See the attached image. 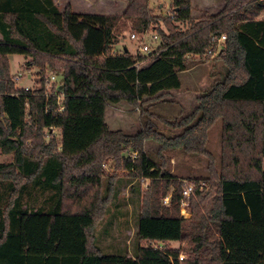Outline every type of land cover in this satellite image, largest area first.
<instances>
[{
    "label": "trees",
    "instance_id": "16d2710c",
    "mask_svg": "<svg viewBox=\"0 0 264 264\" xmlns=\"http://www.w3.org/2000/svg\"><path fill=\"white\" fill-rule=\"evenodd\" d=\"M123 1L116 16L60 10L53 0H0V155L10 156L0 161V264H264V0H223L197 18L192 0H171V17L154 15L148 0ZM159 21L166 31L157 30L159 53L148 63L114 52L128 23L140 33ZM216 50L223 73L190 114L169 120L148 111L180 89L178 72ZM10 55L37 70L38 86H15ZM46 67L61 76V111L47 95ZM120 102L143 118L135 134L105 122L106 105ZM153 117L179 133L155 130ZM219 120L217 162L208 142ZM52 127L59 139L46 137ZM146 141L159 153L146 151ZM162 151L206 160L204 177H187L190 218L180 214L184 182ZM132 182L142 200L131 256L104 253L95 228ZM171 242L187 245L157 246ZM181 251L188 257L179 260Z\"/></svg>",
    "mask_w": 264,
    "mask_h": 264
},
{
    "label": "rangeland",
    "instance_id": "374dc122",
    "mask_svg": "<svg viewBox=\"0 0 264 264\" xmlns=\"http://www.w3.org/2000/svg\"><path fill=\"white\" fill-rule=\"evenodd\" d=\"M58 7L63 10L66 6H70L72 10L79 13L89 14H108L121 16L127 4L123 0H57ZM209 3L203 6L202 0H194L193 11L195 16L203 13L206 9L208 12L218 11L223 6V0H208ZM161 3L162 7L159 8L158 4ZM149 8L152 13L158 17H171L173 15V7L171 0H148ZM200 7H205L200 10ZM205 13V12H204ZM200 16V15H199ZM198 16V17H199ZM196 18V17H195ZM259 18L264 19V11ZM180 29H185L184 24H178ZM158 29L166 31L164 24L159 21L157 25H151L146 31V42L151 47H156V43H160V36ZM132 33L139 34L138 31L132 29L131 23L127 24V28L122 32L119 37V42L114 47V52H121L127 49L131 54L145 56V61L140 65H144L150 61L148 53L140 54L137 49L139 43L136 40L130 39ZM157 34L158 39L156 43L150 41V35ZM1 38V37H0ZM218 52L211 56L208 61H193L190 62L187 69L178 72L180 81V89L169 92L166 100L149 105L148 111L153 115L160 116L169 120L179 119L185 115L190 114L197 105V97L201 92L208 89L215 79H218L223 73V65L217 59ZM25 61L21 55H10L9 65L10 73L16 77L20 75L19 81L15 82L17 88L28 87L33 89L38 86V76L36 69L25 70ZM46 76L50 74L55 75L57 82L54 87L61 80L59 74L54 73L51 68L46 67L44 71ZM155 125V130L167 136H174L179 131L172 130L166 127L160 120L152 118ZM105 122L111 130H121L125 134H135L143 126V118L138 109L132 108L125 102L117 104L108 103L105 107ZM220 129L221 121H217L210 129L208 149L215 156L216 161L219 162L220 158ZM56 139H59V130L54 132ZM144 148L151 154H158L160 145L153 141H146ZM165 158V164L170 171L178 176L184 183H192V180L187 179L188 176L202 178L206 174V160L203 157L196 156L190 157L179 153L177 151L160 152ZM10 156L0 155V161H6ZM103 168L108 173L113 170L110 169L109 164L103 165ZM133 183V184H132ZM122 183L119 194L113 200L110 211L104 218L97 224L95 228V235L98 246L107 254H127L131 256L133 234L136 228L137 213L141 206L142 194H137L132 191L134 182ZM148 182L146 181L142 186V190L146 189ZM170 194V193H169ZM168 194V195H169ZM169 199V196H167ZM182 202L185 204L182 205ZM180 214L185 218H190V197L181 198ZM186 243L171 242L166 245L157 244L158 247L163 248H180L183 250ZM183 259L188 257L184 251L180 252L179 257ZM180 260V259H179ZM138 264H149L148 262H141Z\"/></svg>",
    "mask_w": 264,
    "mask_h": 264
},
{
    "label": "built area",
    "instance_id": "2783aa9c",
    "mask_svg": "<svg viewBox=\"0 0 264 264\" xmlns=\"http://www.w3.org/2000/svg\"><path fill=\"white\" fill-rule=\"evenodd\" d=\"M146 35H147V31H144V32H140L139 34H136V33H132L130 35V39L132 40H136L138 43H139V46H138V49L137 51L140 53V54H146L148 53V58L150 57H153L155 55H157L159 52L157 51V48H158V45L159 43H156L157 42V39H158V35L157 34H152L150 35V41L153 43H156V47H151V45H149L146 41ZM225 37L222 36L220 38V40H224ZM212 49L209 50V52H211ZM218 50H216L215 52L212 53V55H214ZM152 54V55H151ZM143 62V61H142ZM142 62H138L137 65H140ZM57 77L53 74H50L49 76H47V79H46V91H47V95L49 94H54V96H56V99H57V102H58V109L57 111H61L63 109L62 105H61V100H62V87L60 85V81L58 82V84L54 87V84L55 82H57ZM20 79V75H17L16 77H14V81H19ZM23 89L25 91H28V90H31V88H28V87H23ZM55 130H59L57 128H50L46 134V137H48V135H51V136H55L54 132ZM56 137V136H55ZM57 138V137H56ZM59 138H60V131H59ZM194 188V185L193 183H189V182H186L184 183V188L182 190V198H188L190 193L192 192ZM163 203L164 204H167L168 203V197H166L164 200H163ZM185 203L182 202V205H184ZM180 260L183 259L182 256L179 257Z\"/></svg>",
    "mask_w": 264,
    "mask_h": 264
},
{
    "label": "crops",
    "instance_id": "0c3cea01",
    "mask_svg": "<svg viewBox=\"0 0 264 264\" xmlns=\"http://www.w3.org/2000/svg\"><path fill=\"white\" fill-rule=\"evenodd\" d=\"M53 1H54V3H55V4L57 5V7H58V1H57V0H53ZM193 1H194V0H192V4H194ZM202 2H204V3L202 4L203 6L207 5V3H209L208 0H202ZM158 6H159V8L162 7L161 3H159ZM205 7H206V6H205ZM205 7H200V8H201L200 10H204ZM58 8H59V7H58ZM59 9H60V8H59ZM206 9H207V8H206ZM206 9H205L203 12L210 13V14H212V13H216V12H218V11L220 10V9H219L218 11L208 12ZM72 11L75 12V10H72ZM76 13H79V12H76ZM199 15H201L200 12H199L198 16H199ZM198 16H195V11H192V17H193V18H195V17L197 18ZM259 19L262 20V18H259ZM263 20H264V19H263Z\"/></svg>",
    "mask_w": 264,
    "mask_h": 264
}]
</instances>
